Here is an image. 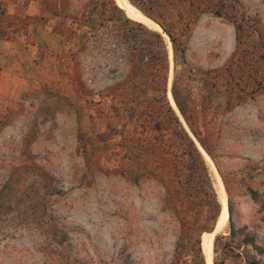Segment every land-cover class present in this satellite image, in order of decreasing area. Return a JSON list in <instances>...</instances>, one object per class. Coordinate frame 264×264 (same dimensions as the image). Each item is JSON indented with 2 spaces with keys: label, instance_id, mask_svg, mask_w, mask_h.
Masks as SVG:
<instances>
[{
  "label": "rangeland",
  "instance_id": "374dc122",
  "mask_svg": "<svg viewBox=\"0 0 264 264\" xmlns=\"http://www.w3.org/2000/svg\"><path fill=\"white\" fill-rule=\"evenodd\" d=\"M113 1L122 13L106 11L89 29L94 0H39L54 33L47 70L0 97V264H169L179 234L171 177L158 174L152 154L133 155L160 137L167 163L177 152L143 104L130 102L142 100L138 82L163 72L166 99L221 204L216 226L200 236L205 264H264V252L246 244L264 246V0H212L218 14L167 17L184 51L175 67L160 26L127 0ZM151 32L162 39L166 69L140 72L128 39L151 40L155 53ZM174 75L178 94H191L184 99L205 149L174 105Z\"/></svg>",
  "mask_w": 264,
  "mask_h": 264
},
{
  "label": "trees",
  "instance_id": "16d2710c",
  "mask_svg": "<svg viewBox=\"0 0 264 264\" xmlns=\"http://www.w3.org/2000/svg\"><path fill=\"white\" fill-rule=\"evenodd\" d=\"M127 1L143 15L154 20L165 32L170 42L174 67L184 63V51L183 49L178 51L176 39L170 29L163 24V21L169 16L179 17L181 19L185 14L190 18L192 14L204 8L218 14L217 2H213L212 0ZM106 11L109 13H122L121 9L115 5L113 0H94L93 12L95 15L88 19L86 27L89 29L93 28L98 18ZM124 21L140 29H144L142 24L138 22H133L128 18H124ZM149 34L155 42V45L158 46V50L155 53H152L149 49L151 40L135 37L128 39L131 44V49L134 50L136 56H139L138 65L140 72L144 67L149 66L152 68L156 64H159V68L166 69V53L162 39L158 33L151 32ZM226 69L229 71L228 82L230 84L235 79V76L229 70V65L226 66ZM165 83L166 76L164 72L159 79H150L148 81L144 79L138 82L136 90L142 96V100L137 99L136 101L131 100L130 102L143 104L144 111L153 120L152 127L159 131V137L164 132L169 134V141L166 147L169 146L175 149L177 152L176 161L171 163L166 162L165 154L167 153V149L163 147L164 140L161 137L157 139V144L152 139L144 141V143L141 141L138 145V152L133 156L136 159H140L141 155L146 152L152 154L158 160V174L163 176L164 170H166V173H169L171 177L169 187L172 190L171 195L176 200L173 212L177 217L179 234L175 241L169 264H204L200 250V235L203 232L212 230L219 210V204L199 151L166 99ZM170 94L189 132L203 147L198 132L193 126L191 112L189 111L190 107L186 101L191 100V94L183 95L184 97L178 94L175 75L171 81ZM156 145H159L157 149ZM181 195L184 196V200L181 199ZM231 209V205L227 200L228 239L230 241L234 238ZM217 238L216 236L215 239ZM246 244H249L259 253L264 252V246L260 247L255 245L252 241L246 242Z\"/></svg>",
  "mask_w": 264,
  "mask_h": 264
},
{
  "label": "crops",
  "instance_id": "0c3cea01",
  "mask_svg": "<svg viewBox=\"0 0 264 264\" xmlns=\"http://www.w3.org/2000/svg\"><path fill=\"white\" fill-rule=\"evenodd\" d=\"M45 16L39 0H0V97L32 87L34 74L44 66L47 70L49 35L54 33L43 22Z\"/></svg>",
  "mask_w": 264,
  "mask_h": 264
},
{
  "label": "water",
  "instance_id": "95a60500",
  "mask_svg": "<svg viewBox=\"0 0 264 264\" xmlns=\"http://www.w3.org/2000/svg\"><path fill=\"white\" fill-rule=\"evenodd\" d=\"M171 95V94H170ZM218 204H219V210H218V213H217V216H216V219H215V222H214V225H213V228L216 226V223L218 221V217L220 215V212H221V204L220 202L218 201ZM226 211H227V202H226ZM227 220H228V212H227ZM212 228V229H213ZM222 228V226L220 227V229ZM201 236V235H200ZM200 250H201V253H202V256H203V260H204V264H205V247L203 246L202 247V244H201V241H200Z\"/></svg>",
  "mask_w": 264,
  "mask_h": 264
},
{
  "label": "bare ground",
  "instance_id": "6f19581e",
  "mask_svg": "<svg viewBox=\"0 0 264 264\" xmlns=\"http://www.w3.org/2000/svg\"><path fill=\"white\" fill-rule=\"evenodd\" d=\"M218 228V227H217Z\"/></svg>",
  "mask_w": 264,
  "mask_h": 264
}]
</instances>
